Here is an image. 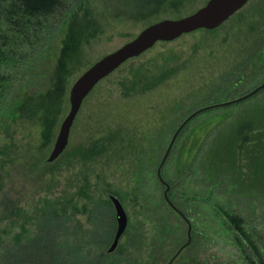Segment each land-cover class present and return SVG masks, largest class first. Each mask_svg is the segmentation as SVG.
Here are the masks:
<instances>
[{
	"label": "rangeland",
	"instance_id": "rangeland-1",
	"mask_svg": "<svg viewBox=\"0 0 264 264\" xmlns=\"http://www.w3.org/2000/svg\"><path fill=\"white\" fill-rule=\"evenodd\" d=\"M139 1L63 0L49 17L45 35L26 51L25 66L12 69L16 83L27 82L28 70L34 74L30 89L50 88L59 95L51 96L44 114L32 120L14 117L11 121L13 109L8 100L0 107V255L10 245L16 246L23 233L27 237L36 233V218L46 198L66 205L73 214L76 232L60 241L65 246L81 238L88 244L81 243L83 250L76 249V258L103 252L110 255L108 264L115 260L125 264L129 257L124 249L130 246L134 254H128L132 260L139 257L137 264H169L188 240V223L178 213L171 214L172 224L162 226L167 186L159 179V166L175 131L191 113L238 99L263 82L264 0H249L218 28H200L176 40L158 41L110 73L84 99L67 149L49 162L61 123L70 113L72 86L81 75L153 23L187 17L210 0H158L150 11H138ZM260 52L263 57L251 61ZM54 71L62 77L59 86L49 80ZM256 72L258 83L253 78ZM257 99L204 110L174 143L161 173L172 182L177 202L184 199L192 208L194 221L191 247L174 264H181L191 252L202 259L249 264L243 250L217 223L215 198L210 203L195 196L192 201L186 194L199 188L196 160L215 129L227 126L244 104ZM8 123L9 128L3 127ZM113 194L125 205L129 225L118 248L109 253L118 224ZM7 200H12L17 211L7 210L4 219ZM95 210L100 216L96 217ZM109 227L111 237L106 235ZM132 234H136L134 239ZM137 235H144V246H139ZM130 239L136 242L131 244ZM156 249L160 258L147 263Z\"/></svg>",
	"mask_w": 264,
	"mask_h": 264
},
{
	"label": "trees",
	"instance_id": "trees-1",
	"mask_svg": "<svg viewBox=\"0 0 264 264\" xmlns=\"http://www.w3.org/2000/svg\"><path fill=\"white\" fill-rule=\"evenodd\" d=\"M62 1L0 0V107L2 104L4 105L6 100L12 103L11 121L14 120V117L32 120L42 116L45 105L51 96L59 95L57 91L50 88L30 89L33 85L28 83L34 79L32 78L34 74L28 73V70L26 73L28 77L24 75L28 79L27 82L16 83L12 69L17 65H23L27 57L26 51L37 44L42 34L45 35L49 17L61 7ZM158 3V0H140L136 9L138 11H150L152 6ZM260 53H256L251 61L260 60L263 57L262 53L261 57H258ZM261 61H264V57ZM260 68H257V71ZM48 77H50L49 80L57 83V86L60 85V78L62 77L58 75L57 71L52 72ZM242 78L244 76L240 77V79ZM253 78L255 83H258L260 76L256 72ZM259 85L261 84H256L254 88ZM249 91L242 94H248ZM254 97H259V99L249 105L244 104L237 114H232V122L220 129H215V133L207 143L206 150L196 160L198 162L196 163V167H198L196 170L200 182L199 188L194 189L192 195H186L187 199L192 201L191 197L194 198L195 196L201 197L204 202L205 200L210 202L212 198H215L214 201L217 206L213 208L214 217L217 218V223L222 225L224 232L229 236L228 238L235 240V245L243 250L244 257L249 264H264V89L250 96V98ZM250 98L245 100H250ZM245 100L238 102L244 103ZM227 114L229 115V113ZM4 126L9 128L11 123ZM138 163L140 166L141 163ZM185 174L188 177L189 171ZM167 182L171 184L169 198L174 206L167 201L166 197L162 198L164 200L163 205L166 207L164 209L166 216H164L162 226L172 224L174 217L171 214L175 215L176 213L193 226L192 208L185 203L184 199L183 203L177 202L174 192L171 191L173 184L171 181ZM44 201L46 202L41 207L43 209L36 218L38 221L36 233L30 237L23 233L16 246L10 245L0 255V264H108L106 258L110 259V255L103 252H99L100 254L90 252V254L81 256L82 258L80 256L76 258L74 254L76 249L83 250L81 243H87L79 238L76 247L74 243L64 246L60 241L62 237L71 236L72 233L75 234L76 232L78 224L74 225L73 214L70 215L68 207L66 205L63 207L60 202H49L47 198ZM6 203L4 219L8 217L9 212L7 210L17 211V208L12 205V200H7ZM96 207L98 211L101 209V206ZM99 213L96 211V217L100 216ZM101 216L105 220V215ZM22 228L24 229V227ZM107 233L111 237L112 229L106 231V235ZM161 233H166L165 229L161 230ZM135 236L136 234H132L131 239H134ZM141 236L144 237V235ZM141 236L137 235L140 247L145 245V239H142ZM131 239V244H134L136 241ZM186 247L188 250L191 243ZM158 252L156 249L148 258L149 262L147 263H150L152 259L158 261L160 258ZM128 253L134 254L130 250V246L124 249V254L129 257L125 264H129L130 261H132L130 264H137L139 257L133 256L132 260ZM183 258L181 264H228L227 261L223 260L202 259L198 255H193V252L187 253ZM109 264H119V261L115 260Z\"/></svg>",
	"mask_w": 264,
	"mask_h": 264
},
{
	"label": "water",
	"instance_id": "water-1",
	"mask_svg": "<svg viewBox=\"0 0 264 264\" xmlns=\"http://www.w3.org/2000/svg\"><path fill=\"white\" fill-rule=\"evenodd\" d=\"M249 0H210L207 5L199 8L197 12L187 17L170 19L166 18L163 21L153 23L146 29H144L139 36L134 40L129 41V43L118 48L115 52L107 54L102 59L94 63V65L86 70L83 75L73 84L70 93L71 109L70 113L61 123V129L58 134L57 141L54 146V150L48 158L49 162L55 161L62 153L67 149L69 144L70 134L73 128V123L79 114V111L84 104V99L95 89V86L104 78H106L110 73L114 72L118 67L124 64L132 57L140 56L142 53L148 51L152 48L158 41H172L176 40L179 36L186 34L188 32L199 30L200 28L205 29H215L223 25V22L231 18L238 10L246 6ZM264 89V80L258 87L249 91L248 94L238 97V99L215 103L214 105L205 106L199 109L190 116H188L185 121L180 125V127L175 131L173 138L170 141V145L164 155V158L159 166V179L167 186L166 189V199L169 203H172L169 198V190L171 184H169L162 176L161 170L163 164L169 157V153L174 146L177 137L180 134L181 129L191 121V118L199 113H202L206 109L215 108L216 106H225L226 104L236 103L238 101L250 98V96L255 95L257 92ZM111 199L116 209V217L118 220L117 230L114 236V242L109 247L108 252H114L120 242L122 236L125 234L129 225V216L126 211L125 205L122 204L120 198L116 195H112ZM174 206V204L172 203ZM188 222L189 240L180 248L170 259L169 264H174V260L184 251L185 246H188L192 238V224Z\"/></svg>",
	"mask_w": 264,
	"mask_h": 264
},
{
	"label": "bare ground",
	"instance_id": "bare-ground-1",
	"mask_svg": "<svg viewBox=\"0 0 264 264\" xmlns=\"http://www.w3.org/2000/svg\"><path fill=\"white\" fill-rule=\"evenodd\" d=\"M182 17V16H181Z\"/></svg>",
	"mask_w": 264,
	"mask_h": 264
}]
</instances>
